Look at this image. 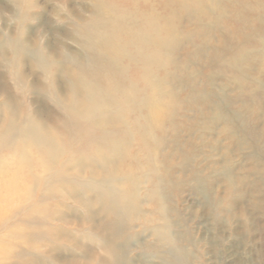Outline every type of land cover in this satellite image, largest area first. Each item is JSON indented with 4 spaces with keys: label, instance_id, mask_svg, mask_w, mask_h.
Masks as SVG:
<instances>
[{
    "label": "bare ground",
    "instance_id": "obj_1",
    "mask_svg": "<svg viewBox=\"0 0 264 264\" xmlns=\"http://www.w3.org/2000/svg\"><path fill=\"white\" fill-rule=\"evenodd\" d=\"M94 1L103 8L93 20L83 21L84 26L75 25L79 35L84 33L82 57L67 55L59 61L53 54L45 56L46 48L31 52L43 82L24 86L19 45L10 44L15 50L10 62L2 59L14 70L22 96L43 94L57 111L31 112L0 86V264H29L37 258L72 264L57 258V245L61 234L72 228L80 233L84 226L109 258L93 252L84 264H119L123 253L115 239L129 212L138 208L134 177L150 175L153 195L160 194L159 181L148 168L156 153L151 143L167 121L172 123L166 109L171 106L167 98L173 96L168 78L185 72V60L175 57L185 42L197 39L202 48L207 41L198 38L213 33L220 41L204 66L229 67L238 82L253 83L264 92L261 71L250 74L239 63L249 51L264 58V0ZM183 19L197 29L198 37L183 32ZM59 74L64 75L66 91L59 87ZM214 79L213 73L209 85ZM219 115L204 121H226L225 131L240 135L251 150L264 192V140L259 141L249 125L244 128L234 111ZM116 153L120 158L114 162ZM139 156L147 161V169L139 168ZM227 194L229 199L232 190ZM209 207L216 216V207L211 202ZM78 211L82 218L75 223ZM141 219L143 227L152 223ZM152 230L156 236L166 235L167 223ZM45 246L56 255L46 256Z\"/></svg>",
    "mask_w": 264,
    "mask_h": 264
},
{
    "label": "rangeland",
    "instance_id": "obj_2",
    "mask_svg": "<svg viewBox=\"0 0 264 264\" xmlns=\"http://www.w3.org/2000/svg\"><path fill=\"white\" fill-rule=\"evenodd\" d=\"M101 8L94 0H0V86L24 101L31 112H56L43 94L22 96L14 70L5 63L15 52L10 44L19 45L22 73L27 77L24 86L43 82V73L33 67L31 52L46 48L44 55L53 54L59 61L67 55L82 57L84 38L80 35L84 33L79 35L75 25L84 26L83 21L93 20ZM181 29L198 37L197 29L184 19ZM214 37L208 32L198 38L207 41L204 47L195 39L176 51V60H185V72L176 71L168 78L173 96L167 98L171 106L166 109L172 123L167 121L164 131L154 136L155 161L152 167L148 164L159 181L160 194L153 195L149 174L134 177L139 187L138 208L129 212L115 239L123 253L119 264H264V192L254 173L251 150L238 133L225 131L226 121H204V117L232 110L244 128L249 125L258 133L257 139L264 140V92L253 83L238 82L241 79L229 67L204 66L218 47L220 39ZM179 41L182 43L181 38ZM255 54H244L240 66L250 74L261 71L264 80V58ZM213 73L211 86L208 80ZM58 77L59 87L66 91L64 75ZM119 158L118 153L112 156L114 162ZM138 161L141 170L147 169L144 158L139 156ZM229 189L233 194L227 199ZM210 202L216 207V216ZM78 213L75 223L82 218V211ZM141 218L150 219L151 225L143 227ZM165 222L167 234L156 236L152 229L164 227ZM61 236L57 258L62 261L84 264L87 254L93 252L109 261L88 226L80 233L72 228ZM42 251L49 257L56 255L47 246ZM41 260L29 264L58 263Z\"/></svg>",
    "mask_w": 264,
    "mask_h": 264
}]
</instances>
